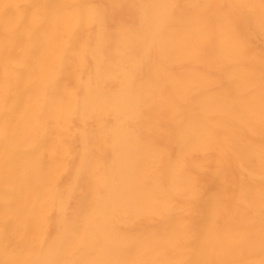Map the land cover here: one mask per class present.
I'll return each mask as SVG.
<instances>
[{"label":"bare ground","instance_id":"1","mask_svg":"<svg viewBox=\"0 0 264 264\" xmlns=\"http://www.w3.org/2000/svg\"><path fill=\"white\" fill-rule=\"evenodd\" d=\"M0 264H264V0H0Z\"/></svg>","mask_w":264,"mask_h":264}]
</instances>
